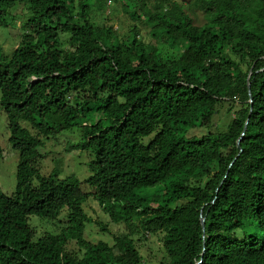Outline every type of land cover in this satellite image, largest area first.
<instances>
[{
	"label": "trees",
	"instance_id": "trees-1",
	"mask_svg": "<svg viewBox=\"0 0 264 264\" xmlns=\"http://www.w3.org/2000/svg\"><path fill=\"white\" fill-rule=\"evenodd\" d=\"M111 3L125 35L99 17ZM24 8L19 44L0 52L18 153L15 190L0 189V264H144L147 236L158 264H264V0H0V28ZM225 105V132L187 136ZM75 129L67 151L88 155L90 193L59 178L60 161L41 173L45 143ZM89 199L124 228L112 245L85 239ZM62 215L60 233L28 224Z\"/></svg>",
	"mask_w": 264,
	"mask_h": 264
},
{
	"label": "rangeland",
	"instance_id": "rangeland-1",
	"mask_svg": "<svg viewBox=\"0 0 264 264\" xmlns=\"http://www.w3.org/2000/svg\"><path fill=\"white\" fill-rule=\"evenodd\" d=\"M27 16L25 8L16 13V19L14 24L8 22L7 28H0V52L11 56L12 51L17 47L20 42L21 22L24 21ZM196 25H202L205 23L203 14L196 12L190 15ZM99 17L106 20L109 25L113 26L120 35H125L132 23L129 21L127 15L124 12V8L121 4L112 5L108 4L105 13L99 14ZM101 23V21L98 19ZM143 39L147 42L146 33L141 30ZM1 98V94H0ZM227 105L220 108L218 115L213 120L212 128H198L191 130L188 133V137L201 138L203 135L211 132H225L227 127L232 122L233 116L227 112ZM9 131L7 128L6 117L3 110L0 107V151L2 152L3 159L0 161V189L7 195L11 196L16 186V169L18 164V153L13 151L9 142ZM80 140L79 131L75 129L70 132H64L56 138L51 139L45 143V148L41 150V153L45 156L42 175H48L55 168L58 161L60 164L59 178L64 179L68 176L74 175L81 182V188L84 193H90L84 181L89 177L87 162L88 155L82 151L68 152L67 150L73 144H77ZM87 216L93 221L92 224L86 226L84 237L91 243H98L100 241L106 242L109 245L113 244L114 236H118L125 232L121 226L112 224L109 218L101 211L98 204L92 199H89L83 206ZM65 215V214H64ZM64 215L59 219V222H48L42 220L38 216L30 217L28 224L36 231L37 237L43 233H60L62 226L64 225ZM97 224L105 226L106 232H102ZM140 253L144 259V264H158L162 257L163 251L159 242V237L147 236L146 240L137 244Z\"/></svg>",
	"mask_w": 264,
	"mask_h": 264
},
{
	"label": "water",
	"instance_id": "water-1",
	"mask_svg": "<svg viewBox=\"0 0 264 264\" xmlns=\"http://www.w3.org/2000/svg\"><path fill=\"white\" fill-rule=\"evenodd\" d=\"M250 76H251V73H249L248 78H247V86H248V89H249V78H250ZM250 102H251V100H250ZM201 223L203 225V223H204V220L203 219H201Z\"/></svg>",
	"mask_w": 264,
	"mask_h": 264
}]
</instances>
